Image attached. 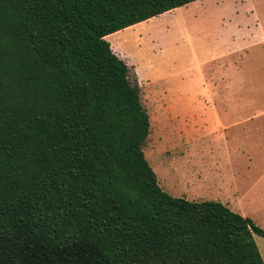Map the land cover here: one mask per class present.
Here are the masks:
<instances>
[{"label": "trees", "instance_id": "trees-1", "mask_svg": "<svg viewBox=\"0 0 264 264\" xmlns=\"http://www.w3.org/2000/svg\"><path fill=\"white\" fill-rule=\"evenodd\" d=\"M198 0H0V264H264V230L158 185L106 37Z\"/></svg>", "mask_w": 264, "mask_h": 264}, {"label": "rangeland", "instance_id": "rangeland-1", "mask_svg": "<svg viewBox=\"0 0 264 264\" xmlns=\"http://www.w3.org/2000/svg\"><path fill=\"white\" fill-rule=\"evenodd\" d=\"M255 16L264 0H198L106 41L149 116L143 153L162 190L264 230V43L241 40L264 29ZM253 238L264 262V238Z\"/></svg>", "mask_w": 264, "mask_h": 264}, {"label": "crops", "instance_id": "crops-1", "mask_svg": "<svg viewBox=\"0 0 264 264\" xmlns=\"http://www.w3.org/2000/svg\"><path fill=\"white\" fill-rule=\"evenodd\" d=\"M191 4V3H190ZM264 19V16H255V23L259 25L262 23ZM234 35L229 37L230 39H233ZM243 44H244V49H248L253 47L256 44H263L264 43V29L262 26L258 27L256 26L255 28H247L246 33L244 32L242 34V39Z\"/></svg>", "mask_w": 264, "mask_h": 264}]
</instances>
